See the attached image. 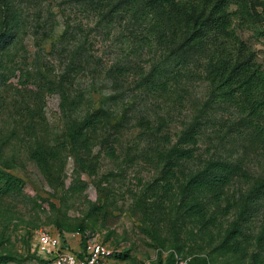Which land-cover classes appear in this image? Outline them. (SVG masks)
Wrapping results in <instances>:
<instances>
[{
    "label": "rangeland",
    "instance_id": "obj_1",
    "mask_svg": "<svg viewBox=\"0 0 264 264\" xmlns=\"http://www.w3.org/2000/svg\"><path fill=\"white\" fill-rule=\"evenodd\" d=\"M12 2L9 30L0 21V264H47L32 245L44 230L77 251L79 228L114 249L112 264H264V156L236 111L212 101L202 56L178 67L140 39L144 24L93 0ZM255 20L235 29L264 65ZM91 115L73 147L70 130ZM193 130V156L175 160ZM211 160L246 175L203 198L207 228L180 203Z\"/></svg>",
    "mask_w": 264,
    "mask_h": 264
},
{
    "label": "trees",
    "instance_id": "obj_2",
    "mask_svg": "<svg viewBox=\"0 0 264 264\" xmlns=\"http://www.w3.org/2000/svg\"><path fill=\"white\" fill-rule=\"evenodd\" d=\"M107 8L111 14L125 13L144 24L147 36L140 38L147 45H158L165 59L183 66L193 54L201 55L205 63V80L211 88L212 101L232 107L239 116L240 125L251 130L259 141L264 156V65L236 34L235 23L241 27L256 23V7L264 9V0H93ZM234 6L235 10L231 11ZM14 15L12 0H0V21L9 30ZM263 15V16H262ZM0 34V45L5 43ZM99 117L91 115L72 128L70 144L77 147L81 139L87 140L86 131L95 127ZM197 132L193 130L179 139L171 156L182 161L193 156L188 145H196ZM107 154L115 158V148L107 147ZM245 176L239 166L211 160L199 168L186 185L180 203L181 210L197 219L207 228L212 221L203 198H222L232 178ZM8 192L20 187L7 180ZM82 232L81 246L85 244ZM62 237L63 234H60ZM13 261V260H8Z\"/></svg>",
    "mask_w": 264,
    "mask_h": 264
},
{
    "label": "built area",
    "instance_id": "obj_3",
    "mask_svg": "<svg viewBox=\"0 0 264 264\" xmlns=\"http://www.w3.org/2000/svg\"><path fill=\"white\" fill-rule=\"evenodd\" d=\"M67 237L44 230L34 236L32 245L47 264H112L114 249L99 238L85 236L84 247L75 251L66 244ZM180 264H188V261Z\"/></svg>",
    "mask_w": 264,
    "mask_h": 264
}]
</instances>
